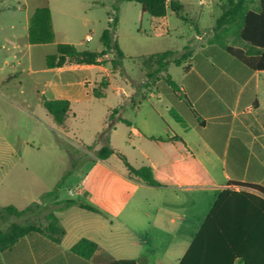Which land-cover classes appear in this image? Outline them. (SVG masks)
<instances>
[{"label": "crops", "instance_id": "0c3cea01", "mask_svg": "<svg viewBox=\"0 0 264 264\" xmlns=\"http://www.w3.org/2000/svg\"><path fill=\"white\" fill-rule=\"evenodd\" d=\"M176 1L182 9H169L162 19L167 38L174 35L178 41L160 53L173 51L176 58L185 52L190 54L188 60L177 65L183 68L178 77L169 75V67L176 65L171 63L167 72L153 81L141 69L138 80L124 62L123 69L113 71V54L109 53L97 66L50 68L46 84L47 99L70 101V116L74 115L73 104L88 99L90 94L94 97V89L106 78L108 87L99 100L107 99L110 92L114 98L102 127L103 131L112 126L109 145L123 152L134 168H152L161 187L130 178L117 155L97 160L92 192H75L82 197L77 202L98 211H90L98 218L87 221L92 236L73 233L82 222L75 221L72 229H67L55 213L66 232L60 243L41 234L25 236L0 251V264H166L159 252L171 251L176 252L172 264H179L224 191H250L239 184L264 188V70L250 69L212 42L222 15L219 8L221 14L214 19L212 0ZM44 5H34V12ZM4 10L2 3L0 13ZM144 15L140 13L141 23ZM147 23L157 28L156 22ZM155 34V38L163 39ZM91 40L86 35L84 42ZM118 44L125 59L140 65V58L159 54L148 51L151 45L144 42L139 53L135 49L129 53ZM114 110L118 112L113 114ZM60 130L69 131L68 121L67 129ZM121 131L126 134L124 148L116 141ZM72 208L82 209L78 205ZM10 223L0 222V228L6 229ZM81 239L98 245L91 259L71 252Z\"/></svg>", "mask_w": 264, "mask_h": 264}, {"label": "rangeland", "instance_id": "374dc122", "mask_svg": "<svg viewBox=\"0 0 264 264\" xmlns=\"http://www.w3.org/2000/svg\"><path fill=\"white\" fill-rule=\"evenodd\" d=\"M212 1L216 20L222 6L229 0ZM41 2L49 5V18L35 37L41 42L34 44L30 41L29 26L33 24L34 5ZM2 3L5 10L0 13V208L14 206L24 209L38 202L40 208L36 214L23 219L13 218L11 222L46 226V215L54 212L63 219L67 229H72L75 221L82 222L79 230L73 233L91 237V226L87 221L98 218L97 215L79 208L57 211V203L81 200L77 193L70 196L69 190L92 192L93 179L98 173L96 152L105 145V141L99 140L98 133L102 131L114 98L111 92L105 100L89 93L88 99L73 104L74 115L70 114L67 120L69 131H61L42 106V95L49 97L46 94V84L51 77L48 63L57 56L60 46L93 52L102 50L101 37L112 21L110 14L115 5L118 7L115 37L127 52L135 49L139 53L140 43L144 42L151 45L148 51L160 53L178 40L174 35L167 38L163 19L145 14L141 23L142 9L136 3L118 4L117 0H0V5ZM9 6L16 8L7 10ZM148 21L156 22L157 28H152ZM141 29L146 31L145 34ZM155 31L163 39L155 38ZM86 35L92 37L88 43L84 42ZM124 66L133 77L140 79L142 65L126 58ZM182 71V67L174 64L169 67V75L174 78ZM116 141L124 148L126 134L121 131ZM59 183L57 197L42 202L43 196L54 191ZM116 194H119L118 190ZM75 216L77 220L72 218ZM175 253L159 252L166 264L173 263Z\"/></svg>", "mask_w": 264, "mask_h": 264}, {"label": "trees", "instance_id": "16d2710c", "mask_svg": "<svg viewBox=\"0 0 264 264\" xmlns=\"http://www.w3.org/2000/svg\"><path fill=\"white\" fill-rule=\"evenodd\" d=\"M122 2L139 4L143 13L155 19L165 18L169 9L175 12L182 9L176 0H117L118 4ZM117 11V5L113 6V12L110 14L112 21L101 37L103 45L101 52L79 51L74 46H60L57 56L48 63L49 68H62L68 65L97 66L101 64L100 59L112 53L113 59L110 63L113 71L121 70L125 55L115 39L118 27ZM48 18L49 10L45 3L43 7L35 10L33 24L29 26L30 41L34 44L41 42L35 37L46 26ZM212 42L250 69L264 70V0H229L222 6V15L216 22ZM189 55L185 52L176 58V52L167 51L140 58L139 61L147 78L153 81L163 72H167L171 63L179 66L188 60ZM166 80L170 82L171 78L168 76ZM107 87L108 81L103 78L94 89V97L103 98ZM42 105L57 127L62 130L67 129V119L71 111L70 101L49 100L43 96ZM117 112L118 110H114L113 114ZM111 127L107 126L98 135L100 141H105V145L96 152L97 159L105 161L117 155L126 166L130 178H136L151 187H161L152 168L147 166L134 168L124 155L116 152L109 145ZM239 185L250 191L226 190L219 196L211 214L179 264H264V188ZM60 186L59 183L54 191L46 193L41 201L57 197ZM57 205L59 207L57 211L78 205L82 209L98 212L91 206L77 201H62ZM39 208L38 202H34L24 210L14 206L1 207L0 222H9L13 218L23 219L36 214ZM45 219L46 226L32 222H12L6 229L0 228V251H5L21 238L34 234L45 235L54 242L60 243L66 232L58 217L54 212H50ZM97 249L98 245L95 242L81 239L71 248V252L81 258L91 259ZM108 264L136 263L120 261Z\"/></svg>", "mask_w": 264, "mask_h": 264}, {"label": "built area", "instance_id": "2783aa9c", "mask_svg": "<svg viewBox=\"0 0 264 264\" xmlns=\"http://www.w3.org/2000/svg\"><path fill=\"white\" fill-rule=\"evenodd\" d=\"M74 194H75V191H73V190H70V191H69V195H70V196H73Z\"/></svg>", "mask_w": 264, "mask_h": 264}]
</instances>
